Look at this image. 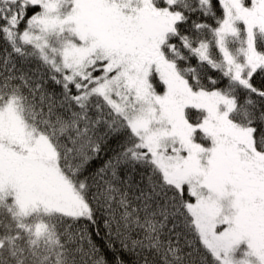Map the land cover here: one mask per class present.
<instances>
[{
    "label": "snow or ice",
    "instance_id": "6c2138e0",
    "mask_svg": "<svg viewBox=\"0 0 264 264\" xmlns=\"http://www.w3.org/2000/svg\"><path fill=\"white\" fill-rule=\"evenodd\" d=\"M0 41V264H264V0H0Z\"/></svg>",
    "mask_w": 264,
    "mask_h": 264
},
{
    "label": "trees",
    "instance_id": "16d2710c",
    "mask_svg": "<svg viewBox=\"0 0 264 264\" xmlns=\"http://www.w3.org/2000/svg\"><path fill=\"white\" fill-rule=\"evenodd\" d=\"M0 43H2V41H0ZM114 147H115L114 145L110 146V148H114ZM112 155H113V152L111 150H109V149H106L104 152L101 153V159L96 160V161L93 162V165H92L93 169L101 166L103 161L111 158ZM93 239L97 240L98 243L100 242L99 239L95 235H93ZM105 254L108 257V259L111 260V253H107L105 251Z\"/></svg>",
    "mask_w": 264,
    "mask_h": 264
}]
</instances>
